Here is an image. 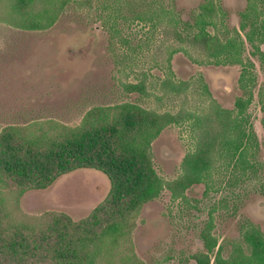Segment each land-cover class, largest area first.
<instances>
[{
	"label": "rangeland",
	"instance_id": "rangeland-1",
	"mask_svg": "<svg viewBox=\"0 0 264 264\" xmlns=\"http://www.w3.org/2000/svg\"><path fill=\"white\" fill-rule=\"evenodd\" d=\"M252 1L264 11V0ZM215 2L216 27L209 31L222 40L239 31L243 60L254 65L249 67L256 83L247 113L257 143L245 161H220L206 183L186 192V199L174 200L164 188L157 198L140 202L132 177L142 174L169 183L181 175L183 160L196 145L190 124L183 123L168 126L153 142L152 164L129 157L116 160L118 170L110 174L84 167L39 184L7 177L10 202L27 188L16 216L35 229L22 228L21 236L9 240L0 236V264H52L71 239L100 233L111 223L122 222L124 230L113 264H197L194 256L207 252L201 233L212 219L211 234L225 257L243 242L250 224L264 232V63L247 39L252 17L247 29L241 28L249 1ZM11 3L0 1V147L9 128L33 121H39L34 132L56 130L58 138H66L69 129L107 124L120 114L115 107L125 103L159 113L178 111L181 106L167 98H148L123 86L146 75L149 90L162 96L159 87L168 78V58L175 48L181 49L171 61L175 80L195 82L203 76L212 96L228 110L247 96L241 86L243 65L206 62L197 50L172 42L141 18L172 8L182 21L193 23L205 0H72L55 24L39 28L19 17ZM197 99L190 109L204 107ZM27 130L20 129L23 135ZM19 245L28 253L12 254Z\"/></svg>",
	"mask_w": 264,
	"mask_h": 264
},
{
	"label": "trees",
	"instance_id": "trees-1",
	"mask_svg": "<svg viewBox=\"0 0 264 264\" xmlns=\"http://www.w3.org/2000/svg\"><path fill=\"white\" fill-rule=\"evenodd\" d=\"M0 1L13 2V11L19 17L26 18L27 23L33 22L31 27L39 28L55 24L72 0ZM248 1L249 13L242 14L244 23L241 28L246 30L247 19L252 17L247 39L253 47V55L260 56L264 63L261 48L264 45V11L259 10L252 0ZM218 11L215 0H205L193 23L182 21L172 8H158L150 14L145 13L141 18L152 21L153 27L172 42L186 44L197 50L206 58V62L215 60L217 64L243 65L241 86L248 92L246 97L238 99L236 108H224L212 96L203 76L195 82L175 80L171 61L173 55L181 50L175 48L168 58V78L159 87L162 96L149 90L146 75L135 84L124 83L123 86L129 92H139L148 98H167L173 106H181L176 112L159 113L137 104L125 103L115 107L120 110L117 118L108 120L107 124L98 123L97 127L92 126L93 130L87 125L77 130L63 127L69 129L66 138H58L56 130L34 132L31 128L37 126L39 121H33L24 127L9 128L0 147V236H4V240L21 236L22 228L27 232L35 229V225L20 221L16 216L19 199L27 188L18 191L15 202H10L5 185L7 177L16 178L21 184H39L84 167L98 168L110 174V171L118 170L116 160L129 157L144 164H152L153 142L168 126L183 123L190 124L196 145L185 156L181 175L169 183L161 178L151 180L142 174L132 177L130 185L137 187L134 192L140 202L157 198L164 188H168L174 200L186 199V192L196 184L206 183L220 161H245L254 143H257L247 113L253 102L252 89L256 83L251 71L254 65L243 60L244 40L239 31H235L227 40H222L218 34L209 31V27H216ZM196 62L204 64L198 59ZM197 98L205 103L204 107L196 111L188 106ZM261 110L264 114V100H261ZM20 129H28L27 134L23 135ZM213 227L212 219L201 233L207 252L194 256L197 264H264V232L259 226H247L243 232V242L235 243L228 257L223 255L221 247L218 248V240L211 234ZM122 228V222L111 223L100 233L74 237L63 253L57 254L58 258H51L52 264H113V257L122 241ZM18 247L17 251L11 253H28L24 245Z\"/></svg>",
	"mask_w": 264,
	"mask_h": 264
}]
</instances>
